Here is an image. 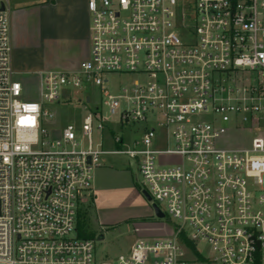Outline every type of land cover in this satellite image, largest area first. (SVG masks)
<instances>
[{
	"label": "built area",
	"instance_id": "2783aa9c",
	"mask_svg": "<svg viewBox=\"0 0 264 264\" xmlns=\"http://www.w3.org/2000/svg\"><path fill=\"white\" fill-rule=\"evenodd\" d=\"M87 9L89 57L44 72L38 88L16 77L10 12L0 9V264H264V0ZM118 74L140 79L112 92ZM75 99L79 119L49 128L53 106ZM107 139L127 148L105 150ZM106 153L137 162L141 191L174 233L100 261L77 222Z\"/></svg>",
	"mask_w": 264,
	"mask_h": 264
},
{
	"label": "crops",
	"instance_id": "0c3cea01",
	"mask_svg": "<svg viewBox=\"0 0 264 264\" xmlns=\"http://www.w3.org/2000/svg\"><path fill=\"white\" fill-rule=\"evenodd\" d=\"M23 0L11 3L12 64L16 77L38 88L48 70H76L90 54V18L87 0ZM121 146V145H119ZM137 187L129 172L99 164L95 170L93 198L103 189L112 196L116 183ZM140 193L141 189L138 188ZM87 206V205H85Z\"/></svg>",
	"mask_w": 264,
	"mask_h": 264
},
{
	"label": "rangeland",
	"instance_id": "374dc122",
	"mask_svg": "<svg viewBox=\"0 0 264 264\" xmlns=\"http://www.w3.org/2000/svg\"><path fill=\"white\" fill-rule=\"evenodd\" d=\"M4 0H0L1 2ZM23 0H9L6 7L9 10L11 3ZM32 2H43L45 0H31ZM82 0H77L78 5ZM140 79L134 75L118 74L109 78L108 88L115 92L120 90L125 84L132 83ZM93 104L102 100L98 86L90 89ZM80 95L76 93V98ZM56 111L55 118L47 120L49 128H62L73 119L78 120L85 111L83 106L78 104V100L72 103H61L53 106ZM110 132L107 131V136ZM97 137L98 134L96 133ZM250 136V135H249ZM235 142V141H234ZM127 146L116 145L112 140L104 142L103 149L118 150L126 149ZM100 164L113 168L117 171L129 172L134 178L137 187H132L117 182L111 191L112 196L108 198L109 191L103 189L99 196V201L93 197H88L86 205L90 208V226L94 230V255L100 260L113 259L120 254L127 252L132 244L138 239H164L173 236L174 226L171 217L167 215L163 218L156 216L147 199L140 193L138 188L143 186L142 176L139 167L134 159L125 153H106L101 155ZM94 196V195H93ZM103 235L100 239L99 236ZM198 250L207 257H212L213 252L210 245L204 241L197 243Z\"/></svg>",
	"mask_w": 264,
	"mask_h": 264
},
{
	"label": "trees",
	"instance_id": "16d2710c",
	"mask_svg": "<svg viewBox=\"0 0 264 264\" xmlns=\"http://www.w3.org/2000/svg\"><path fill=\"white\" fill-rule=\"evenodd\" d=\"M77 230L80 237L93 239L95 236L94 230L90 226V208L87 206L82 207L78 212ZM187 243L197 254L199 259H204V257L196 250L193 243L190 241H187Z\"/></svg>",
	"mask_w": 264,
	"mask_h": 264
},
{
	"label": "water",
	"instance_id": "95a60500",
	"mask_svg": "<svg viewBox=\"0 0 264 264\" xmlns=\"http://www.w3.org/2000/svg\"><path fill=\"white\" fill-rule=\"evenodd\" d=\"M5 4L1 3L0 9L5 10ZM141 193L143 194V196L147 199V201L151 200V196L150 194L144 189L141 191ZM151 207L153 209V212L156 216L163 218L165 217V213L159 208V206L157 204H151ZM100 239L103 238V235L99 236Z\"/></svg>",
	"mask_w": 264,
	"mask_h": 264
},
{
	"label": "flooded vegetation",
	"instance_id": "af4514ba",
	"mask_svg": "<svg viewBox=\"0 0 264 264\" xmlns=\"http://www.w3.org/2000/svg\"><path fill=\"white\" fill-rule=\"evenodd\" d=\"M149 202V201H148ZM149 204H150V202H149Z\"/></svg>",
	"mask_w": 264,
	"mask_h": 264
}]
</instances>
